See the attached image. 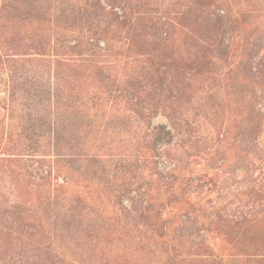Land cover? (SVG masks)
Returning a JSON list of instances; mask_svg holds the SVG:
<instances>
[{
    "label": "rangeland",
    "instance_id": "rangeland-1",
    "mask_svg": "<svg viewBox=\"0 0 264 264\" xmlns=\"http://www.w3.org/2000/svg\"><path fill=\"white\" fill-rule=\"evenodd\" d=\"M108 1L19 0L0 23V264H264V0H214L219 22L172 12L176 61L157 67L154 45L107 54L77 37L105 25ZM134 1L163 17L180 0ZM225 42L230 55L214 58ZM196 45L209 65L192 79ZM16 69L55 102L9 106ZM135 76L175 107L153 113L156 99L127 89ZM52 112L63 123L36 152L26 129Z\"/></svg>",
    "mask_w": 264,
    "mask_h": 264
},
{
    "label": "trees",
    "instance_id": "trees-1",
    "mask_svg": "<svg viewBox=\"0 0 264 264\" xmlns=\"http://www.w3.org/2000/svg\"><path fill=\"white\" fill-rule=\"evenodd\" d=\"M18 1L19 0H2L0 8L1 24L5 20L9 21L10 19L18 18ZM86 1L88 4V0ZM216 1L184 0L181 2L180 0L176 6L172 7V10L168 9V11L164 14L163 19L162 16L158 17V13L160 11H165L166 7H163L160 4L154 3L149 5L148 3H140L134 0H119L120 6H118L116 0H109L107 4L110 6L112 11H108L106 8H102V11L104 12V15L107 19V21H105V25L100 23L98 24V26L90 28L91 30H85V32L83 29H80L77 31V37L86 36L88 41L92 44L94 43L97 48H100L99 43L101 41H104V50L107 54L112 53L113 50L118 47V49L121 48L122 50H124L128 56L134 55L136 57L142 56V54L137 51L139 47H148L151 44L154 45L155 48H159L160 51H156L157 55L148 54V57H144L145 61H148L150 65H153L155 67H157L160 63H174L176 61L175 54L177 53V50L172 47L170 42L172 35H174V33L172 32V25L170 24V17L172 12H176L175 16L180 17V20L181 18L192 19L193 17H195V15L200 17L201 15H206L204 19H207L208 21L210 19L211 22H219L218 20H211L208 13V9L211 8V6L216 5ZM193 7H195L194 10ZM115 9H117V11H115ZM96 11L98 12L99 10ZM31 14L33 17L39 15L38 11H34V13ZM23 16H28V12L23 11ZM230 24L231 22L228 24L229 26H227L230 27ZM220 25L221 27H223L225 26V23H221ZM113 26L114 28H112ZM231 32L233 33V31ZM180 39L183 42L194 40L190 32H186L185 35ZM210 39L212 41H217L216 38ZM206 40L207 39H205V41ZM74 43L76 46H79L80 44L77 40H75ZM250 43L251 41H247L245 50H243L244 53L248 51V46ZM199 44L202 45V43L200 42ZM224 45L227 49L217 50L214 58L221 60L230 55L231 45L229 44V42H225ZM188 56L189 64H187L186 69L190 73H193L192 79H194L193 77L203 76L205 70H207L206 66L209 64L206 63V55L202 52L201 47L198 45L194 46L193 50H190ZM172 66L173 64H171L170 67ZM160 70L161 69H159L158 71L160 72ZM13 74L14 75L11 77L9 97L6 100V102L9 103V106H20L21 102L23 103V101H30L34 104L32 105L38 109V107L41 106L48 107L55 102L50 98L48 100V103L47 98L42 100L38 97V95H30V87L33 83V76L29 71H19L16 69ZM152 78L154 79V76ZM161 81L165 84L164 80ZM162 87L163 84L161 85L156 81H154V84L152 85L145 81L141 83L137 79V76L127 82V89L131 93H134L138 97V99H148L147 101H149V103H151L153 99H156L155 109L153 110V113L155 114L157 113L158 107L162 108L164 111L175 107L172 98L177 97V95L169 90L168 96H166L164 99L161 98L162 92L165 93V90H163ZM32 120L36 123H39L40 127H30V129H26L28 131V137L30 138L29 145L30 147L35 148L36 152H39V149L41 147H46L45 143L43 144V141L46 138H54V133L56 132L58 127L62 125L63 120L61 119L60 114H56L55 112L48 113L45 116H43L42 114L37 115V113H35V117ZM44 125H48L49 127H44ZM159 135V133L153 131L151 136L157 139V137L159 138ZM167 135L171 137L172 133L168 131ZM41 138L43 140H40ZM3 154L4 151H0V156H2ZM4 160L5 159H3V161ZM139 218L140 220L144 221V223H148V221L151 219L150 208L144 207L140 213Z\"/></svg>",
    "mask_w": 264,
    "mask_h": 264
}]
</instances>
